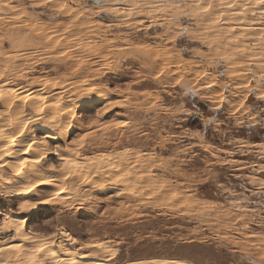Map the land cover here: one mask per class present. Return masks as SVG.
Returning <instances> with one entry per match:
<instances>
[{
    "label": "rangeland",
    "instance_id": "1",
    "mask_svg": "<svg viewBox=\"0 0 264 264\" xmlns=\"http://www.w3.org/2000/svg\"><path fill=\"white\" fill-rule=\"evenodd\" d=\"M263 4L0 0V82L56 105L19 135L43 170L94 162L52 196L15 197L2 174L0 249L25 208L47 264H264Z\"/></svg>",
    "mask_w": 264,
    "mask_h": 264
},
{
    "label": "bare ground",
    "instance_id": "2",
    "mask_svg": "<svg viewBox=\"0 0 264 264\" xmlns=\"http://www.w3.org/2000/svg\"><path fill=\"white\" fill-rule=\"evenodd\" d=\"M262 6H264V4ZM257 7L259 8V6ZM261 13H263L264 16V8ZM235 15L232 14L233 18ZM234 28L235 27H233V29ZM250 28L251 27H249V30ZM45 94L42 96V94H40L39 92L19 90L15 87L8 88L4 86L3 82H0V176L2 174L4 175V177L2 178L4 181L3 183L9 190L6 191H8L9 193H13L12 195L15 197L19 196L22 191L25 192V190L29 188V186L31 188L30 190H32L30 192L41 193L45 196H52V193L54 192L55 193L53 195L58 194V192L50 189V186H52L54 182L58 181V176L60 177L61 174L60 169L53 167L48 171L47 169L43 170V168L40 167V164L47 161L44 156H46L48 153L42 150H36L35 145L37 140L35 137H32V135H19L20 133L25 131L24 128L26 127L28 128L29 126H31L32 128L30 129H33L34 127L40 126L38 125L40 122L46 123V125L47 123L50 124V115L52 114L51 110L56 105L54 107L51 106V110L49 107H46V105L48 104V100L50 99H48L49 97ZM19 104L24 109V111L26 110V112L23 116L16 117L15 115L17 114L14 115L13 107ZM59 107L60 105L58 106V109H55V112L68 111L66 110V108ZM58 160H63L66 162L61 171V177L67 175L69 176L72 173H77V171H82V168L85 166L91 167L92 165H94V162H92V164H84V161H76L70 158L69 154H59ZM99 168L100 167H98V169ZM110 172L111 171L109 170L101 171V178L107 179L111 176ZM12 174H14L15 177H12ZM52 190L54 192H52ZM38 196L40 197V195ZM35 211L36 210L27 212V210L23 208L20 212L18 210V212L13 215V219L10 220L9 226L12 227V232L15 236L14 238L12 237L13 240L9 244H7V246H4L2 249H0V256L2 257L0 258V264H47L50 259L55 260L59 258H56V256L52 255L54 254L52 249L50 250V252L46 250L48 248V244L46 241H42L41 239L39 240V238H36V236L32 235L33 233H26L25 225L31 219L30 214ZM4 255H8L12 260L5 261ZM12 255H15L16 257L12 258ZM60 260L62 264H108L102 261L89 260V262H86V259V261H83V259L80 260L70 258H60ZM147 264L169 263L151 261Z\"/></svg>",
    "mask_w": 264,
    "mask_h": 264
}]
</instances>
